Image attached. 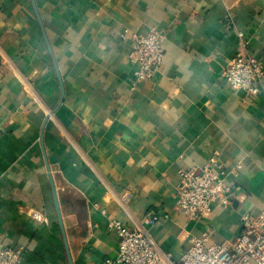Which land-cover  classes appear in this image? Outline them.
Instances as JSON below:
<instances>
[{
	"label": "crops",
	"instance_id": "1",
	"mask_svg": "<svg viewBox=\"0 0 264 264\" xmlns=\"http://www.w3.org/2000/svg\"><path fill=\"white\" fill-rule=\"evenodd\" d=\"M151 27L164 61L134 86L131 38ZM241 35L264 60V0H0V244L24 247L19 264H69L47 161L74 264L117 256L111 219L175 260L207 231L234 243L264 209V93L222 77ZM209 162L230 204L193 220L181 171Z\"/></svg>",
	"mask_w": 264,
	"mask_h": 264
},
{
	"label": "built area",
	"instance_id": "2",
	"mask_svg": "<svg viewBox=\"0 0 264 264\" xmlns=\"http://www.w3.org/2000/svg\"><path fill=\"white\" fill-rule=\"evenodd\" d=\"M164 34L156 27L147 33H134L131 38L129 60L136 66L132 85L152 79L164 61ZM246 41L241 35L239 49L222 71V77L234 89L249 96L264 93V60L246 52ZM213 163L184 169L177 189V206L190 219L208 216L215 204H230L233 186L224 180ZM129 194L121 196L124 203ZM160 221L156 215L148 216L146 223ZM108 226L119 234L118 253L110 264H264V209L241 216V232L232 244L210 243L211 232L194 236L181 258L162 250L151 234L143 227H130L119 219H111ZM23 246L0 244V264H19L24 256Z\"/></svg>",
	"mask_w": 264,
	"mask_h": 264
},
{
	"label": "water",
	"instance_id": "3",
	"mask_svg": "<svg viewBox=\"0 0 264 264\" xmlns=\"http://www.w3.org/2000/svg\"><path fill=\"white\" fill-rule=\"evenodd\" d=\"M42 142H43V136H42ZM47 168H48L49 180H50V184H51V188H52V194H53L54 204H55V208H56V213H57L60 228H61V231H62V234L64 237L65 248H66V252L68 255L69 264H74L72 256H71L70 248L68 245V241H67L66 231H65V227H64V223H63V215H62V211H61V207H60V203H59V198H58V194H57L55 181H54L52 171H51V167H50L48 161H47Z\"/></svg>",
	"mask_w": 264,
	"mask_h": 264
}]
</instances>
